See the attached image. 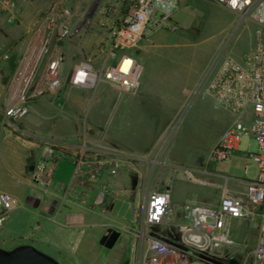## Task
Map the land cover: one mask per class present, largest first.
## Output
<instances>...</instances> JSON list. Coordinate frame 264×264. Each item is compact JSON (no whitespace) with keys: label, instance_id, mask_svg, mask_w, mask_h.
<instances>
[{"label":"crops","instance_id":"1","mask_svg":"<svg viewBox=\"0 0 264 264\" xmlns=\"http://www.w3.org/2000/svg\"><path fill=\"white\" fill-rule=\"evenodd\" d=\"M54 1L69 3V0H15L14 16L0 10V168L8 174L7 193L15 197L14 212L0 234L11 240L8 245L12 248L6 250L36 246L73 264L85 253L94 252L108 232L117 230L118 241L124 234L131 237L130 264H135L133 232L138 214L133 213V204L139 201L142 209L147 193L156 189L170 191L173 203L192 201L188 188L180 185L176 172L171 170L168 156L159 162L152 157L159 137L149 129L150 124H164L177 118L185 101L181 96L174 100L172 93L177 89L181 94L183 90L180 84L176 86L175 77L156 73L142 76L136 94L120 92L108 81L101 82L95 90L72 86L70 77L88 53L106 52L97 48L109 43L110 31L118 27L119 19L118 12L110 13L109 8H103L101 11H108L104 14L107 16L95 19L96 28L87 31L84 12L88 6L83 8L81 3L90 5L94 0H76L81 6L69 9V23L81 28L79 35L59 44L53 42L51 46L52 53L64 58L62 87L38 96L21 121L6 120V109L16 101V91L11 85L15 75L42 62L43 70L46 68L49 57L40 60V50ZM153 37L142 40L139 48L145 52L148 64L153 63L151 69L156 70L158 61L176 56L147 51L155 46ZM145 64L143 72L147 69ZM206 69L194 85H199ZM42 82L36 81L35 87L42 86ZM184 93L189 90L184 89ZM198 112L206 114L217 129L212 150L235 117L211 100L205 101ZM123 139L127 141L125 144ZM46 146L56 148L58 160L44 185L33 180L31 168L34 169ZM236 154L226 162L243 159ZM214 168L202 170L205 177L200 182L211 186L215 197L200 204L217 206L226 193L246 200L248 182L253 178L247 179L248 168L243 172L224 166ZM208 176L219 180L213 182ZM26 189L27 192L33 189L37 197H28ZM24 215L28 220L22 224L16 227L8 224L11 218L21 220Z\"/></svg>","mask_w":264,"mask_h":264},{"label":"built area","instance_id":"2","mask_svg":"<svg viewBox=\"0 0 264 264\" xmlns=\"http://www.w3.org/2000/svg\"><path fill=\"white\" fill-rule=\"evenodd\" d=\"M210 1L234 14L236 20L227 45L214 57L194 94L212 98L235 117L211 150L209 160L216 163L230 160L240 150L241 135H248L257 142L258 154H246V158L257 164L258 176L256 181L248 182L246 200L226 193L214 207L189 202L176 204L170 191L150 190L133 232L135 264H228L225 250L230 252L236 247L231 238L232 221L255 218L256 245L244 264L248 259L250 264H264V0ZM126 5L127 13L113 32L105 61L96 66L83 60L70 77L72 86L95 90L101 82L108 81L120 92L139 91L143 66L129 51L138 49L142 40H150L160 31H178L175 16L181 9V0H127ZM16 7L15 0H0V10L11 16L15 15ZM70 16L71 11L62 2L50 6L40 50L41 58L49 57L43 84L34 85L36 68L19 72L13 83L16 101L6 109V120L21 121L38 96L62 87L64 58L52 53L51 46L53 42L59 44L79 35L81 29L70 25ZM247 23L255 26V41L246 53L235 58L228 53V47ZM173 131L161 141L159 152L163 153L166 143L172 140ZM57 158L54 146L43 148L32 173L36 183L47 184ZM14 203V195L0 192V230L13 214ZM161 226L170 229L175 244L149 234L150 229Z\"/></svg>","mask_w":264,"mask_h":264},{"label":"rangeland","instance_id":"3","mask_svg":"<svg viewBox=\"0 0 264 264\" xmlns=\"http://www.w3.org/2000/svg\"><path fill=\"white\" fill-rule=\"evenodd\" d=\"M53 3H55V1ZM126 3L127 0H94L90 5L81 3L83 8L84 6H88L84 12L87 31H92L96 28L93 26V21L95 19H98L101 15L102 18L107 16L104 14H108V11L105 13L102 12L101 10H103V8H109L110 13L114 11L119 13V19L116 24L119 26L127 13ZM62 4L69 9L74 6H81L80 2L76 0H69V3ZM234 18V14H231L213 1L183 0V5L175 16L178 31H160L152 38L155 46L147 50L150 52L157 51L175 54V59L158 61L159 64H156L157 69L152 70L151 68L154 65L153 63L148 64V61L144 58L145 52H143V49L138 48L129 51V53L137 58L138 62L144 68L146 67L145 63H147V69L143 72L144 77L154 75L155 73L159 74V76L168 74V76L175 77L177 82H181H176L175 84L176 86L180 84L183 92L180 94L176 89L175 92L172 93V95H174V100L179 99L181 96L185 101V106L181 109L177 118L172 122L164 124H150L149 129L151 132L152 130L153 132H157V137H159L154 151L152 152V157L155 159V162H159L162 161L164 156H168L167 159L171 165V170L176 172L180 185L189 190L192 201L190 200L188 202L197 205H203L200 204L202 200L208 201L215 197L212 193V187L209 185L206 186L204 183L200 182V180L205 177L202 170L210 169L213 171L215 169L214 167H217L219 170L220 166H224L227 169L232 168L243 172L248 168V174L246 175L247 179L252 176V181H256L258 176L257 164L252 159L246 158V154H258L257 142L248 135H241L240 150L236 154L239 155L238 158H243L244 160L241 159V161H239V159H233L230 163L210 162L211 145L217 129L211 124L210 118L204 113L200 114L198 110L205 101L214 100L206 95L194 97L198 87L194 85L195 80L198 78L201 71H203L204 68H208L214 57L227 45L236 20ZM110 33L113 36L112 30ZM112 36L108 44H100L97 48H102L104 51L106 50V52L102 55L96 54L95 51V53L93 51L89 52L86 60H90L94 65L100 66L105 61V54L111 48ZM254 41L255 26L251 23H247L238 31L227 51L233 57L239 58L248 51ZM42 58L40 60H42ZM43 65L44 62L36 67L35 82L38 80L42 82L43 80L44 73L47 69V62L44 70ZM16 76L17 75H15V77ZM15 77L11 85H13ZM184 89H188L189 93L185 94ZM172 131L174 134L172 140L166 143L164 151H162L163 153L159 152L158 145L165 139L167 134ZM126 136L127 135H125V138ZM164 141H162V143ZM126 142V139H123V143L125 144ZM189 174L192 175L189 176ZM7 176V172L2 171L0 168V192L10 191V185L7 180H5ZM208 178H210L211 181L213 180V182H218L217 180H219L215 176H208L207 179ZM25 192H27V189ZM36 193L37 192L33 189H28L26 195L36 198ZM138 202L133 204L134 214H138L141 209V204ZM25 217L26 215L22 216L21 220L11 218L8 224H10L11 227H16V225L22 224V221L28 220ZM257 232V218L249 221L239 219L232 221L231 238L236 242V247L230 252L225 250V253L228 254V264H244L250 252L255 248ZM149 234L158 238L164 237L167 239L166 241L171 244L176 243V241L173 240L170 229L166 226L154 227L150 229ZM4 239L7 238L0 234V247L3 249L5 248V250L11 249V245H8L11 240L7 239L5 240L6 243H3L2 240ZM124 240L127 241L125 244L123 243ZM130 245L131 237L124 234L113 249H107L99 245L94 252L85 253V257L80 258V260H75L73 264H130ZM34 247L52 257L60 264H68L56 256L53 257L52 253L37 248L36 246ZM246 264H250V259L247 260Z\"/></svg>","mask_w":264,"mask_h":264},{"label":"water","instance_id":"4","mask_svg":"<svg viewBox=\"0 0 264 264\" xmlns=\"http://www.w3.org/2000/svg\"><path fill=\"white\" fill-rule=\"evenodd\" d=\"M34 170L33 168H31ZM120 237V232L113 230L108 232L100 240V245L107 249H113ZM0 264H60L52 257L39 251L34 246L22 245L12 250L0 247Z\"/></svg>","mask_w":264,"mask_h":264}]
</instances>
